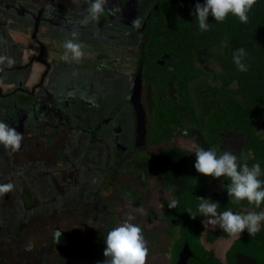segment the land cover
Listing matches in <instances>:
<instances>
[{
  "label": "flooded vegetation",
  "instance_id": "obj_1",
  "mask_svg": "<svg viewBox=\"0 0 264 264\" xmlns=\"http://www.w3.org/2000/svg\"><path fill=\"white\" fill-rule=\"evenodd\" d=\"M154 1L107 0L98 21L83 23L87 8L94 0H0V122L22 134L19 150L13 152L0 145V184L14 185L12 191L0 196V264H45L50 256L41 249L49 244L53 249H67L65 246L78 235L81 218L100 219L112 228L113 220L122 215L129 200L143 202L147 195L144 186H149L143 177L144 164H154L164 155V152L151 153L149 146L152 140L155 145L162 142L157 138L166 129L163 125L165 105L184 121V128H176L177 133L184 129L179 137L190 136L189 132L196 126L203 133L205 150L213 149L221 155L225 134L233 138L239 136L243 148L244 135L232 129L219 131L218 146L210 143L213 136L205 124L223 87L217 76L224 68L216 57L196 60L197 65L199 60L207 59H214L220 65L213 77L216 84L207 93L211 100L205 114L198 113L191 91V84L203 74L199 65L200 73L190 82L189 91L200 124L190 121V109L181 99L175 81L158 77L150 83L143 76L141 57L149 41L145 27L147 19L158 9ZM254 8L261 25L264 0H257ZM136 18L140 20L138 28L132 23ZM214 22L210 19V23ZM72 32L78 34L83 56L73 60L69 54L68 59H62L64 43L72 38ZM225 46L223 43V47L215 50L221 58ZM133 48L138 60L130 74L127 62ZM140 72L147 119L143 145H138V117L132 99L135 79ZM165 82L176 85V102L162 92L161 85ZM148 91L155 92L158 103L155 122L159 130L155 133L151 127L153 117L152 107L147 103ZM236 98L240 100L241 96L236 95ZM170 127L176 132L175 125ZM241 148L236 154L238 163ZM183 169L169 166L162 183L160 177L156 178L160 205L149 208L146 213L149 223L157 224L156 229L159 227L158 234L172 241L171 264H178L183 249L174 263L172 257L181 239L184 220L183 202L189 196L188 190L199 188L203 176L195 168ZM258 178L264 181V167ZM209 181L204 195L212 201L213 193H222L225 178L211 177ZM113 188L118 192L114 198ZM123 188L136 190L137 196L123 193ZM173 197L179 203L175 209H169L168 203ZM256 208L254 204L244 203L230 209L242 215L243 211L257 212ZM258 209V212L264 211V203ZM207 219L200 223L203 227L200 240L222 264H228L229 248L246 233L238 237L215 236L217 231L223 230L205 225ZM263 225L261 222V228ZM219 239L231 240L223 259L217 256L214 247L205 243L212 245ZM34 247L38 249L34 251ZM61 254L53 256L50 262L55 264ZM194 256L192 251L188 264Z\"/></svg>",
  "mask_w": 264,
  "mask_h": 264
},
{
  "label": "trees",
  "instance_id": "obj_2",
  "mask_svg": "<svg viewBox=\"0 0 264 264\" xmlns=\"http://www.w3.org/2000/svg\"><path fill=\"white\" fill-rule=\"evenodd\" d=\"M154 2L158 4V9L147 19L145 27V35L149 36V41L141 57L140 67L143 66V76L150 83L156 81L158 77L163 81H175L181 99L190 109L192 116L190 121L200 124V117L196 114L189 91L190 82L200 73L196 60L207 56L216 57L224 68L223 73L217 76L223 87L219 89L220 97L218 96L213 104L210 120L205 124L213 136L210 143L218 146L221 142L219 131L232 129L245 137L239 156L240 164L247 163L252 166L259 163L264 167V17L263 24L260 25V17L257 16V10L253 5L248 12L247 24L241 23L239 18L231 13L220 22L221 24L210 15L209 30L201 31L193 13L195 5L203 4L204 0ZM210 19L215 21L214 24L210 23ZM223 43L226 44V50L224 57L221 58L219 52L215 50L223 47ZM239 48H243L246 53L243 63L247 65V71L244 72L239 71L233 62V56ZM236 95L241 96L240 100ZM171 111L168 105L163 108L165 116L163 125L166 129L163 135L157 138L158 141H171L184 130L180 129L177 133L176 128L179 126L184 128L185 124L178 113L174 114ZM172 115H175L173 119L170 118ZM172 125H175L176 132L170 127ZM224 178L225 186L230 181L227 177ZM209 179L211 177L203 175L199 188L187 191L189 196L183 202L182 209L184 220L181 239L172 257L174 263L184 244L188 242L195 255L189 260V264H222L200 240L203 228L200 223L205 216L198 212L200 203L198 198H205L204 191L209 188ZM122 192L125 194L128 192L131 197L137 196L134 189L123 188ZM212 201L219 203L218 212L232 210L231 207L236 208L240 204L248 203L247 200L235 202L233 198L228 197L225 187L222 193H213ZM256 209L258 212L259 209ZM191 215L196 218L193 219ZM245 233L244 237L238 238L229 248L228 264H238L239 253L250 255L264 264V225L254 236H249L247 231ZM215 236L229 235L224 231H217Z\"/></svg>",
  "mask_w": 264,
  "mask_h": 264
},
{
  "label": "clouds",
  "instance_id": "obj_3",
  "mask_svg": "<svg viewBox=\"0 0 264 264\" xmlns=\"http://www.w3.org/2000/svg\"><path fill=\"white\" fill-rule=\"evenodd\" d=\"M107 0H94L87 8V15L83 23L98 21L100 15L105 10ZM257 0H204L203 4L197 3L193 15L198 21L199 29L207 31L210 28L208 18L211 15L219 23L223 22L229 13L238 17L239 21L247 24L248 12L252 9ZM135 27L140 26L139 18L132 21ZM78 34L71 33V39L64 43V55L62 59H68L69 54L73 60H78L83 56L81 45L77 42ZM243 48L237 49L233 56V62L241 72L247 71V65L243 63L245 56ZM22 134L15 128H10L4 122H0V145L5 149H11L15 152L20 149ZM195 153V170L214 179L227 177L230 181L224 186L228 197L233 198L235 202L247 200L249 204H254L257 208L264 203V181L258 177L261 175V166L259 163L251 167L247 163H238L235 154L225 151L222 155H217L213 149L205 150L203 148ZM14 185L11 183L0 184V196L12 191ZM198 212L200 215L209 217L210 223L218 225L229 236H241L247 231L249 236H254L261 230V222H264V211L248 212L245 215L235 214L231 210L218 213L220 206L218 202L202 197L198 198ZM179 201L171 198L168 203L169 209H175ZM193 219L196 216L191 215ZM131 219V218H130ZM106 247L103 251V264H146L148 248L142 229L139 225L131 222H125L111 229L106 238H104Z\"/></svg>",
  "mask_w": 264,
  "mask_h": 264
},
{
  "label": "rangeland",
  "instance_id": "obj_4",
  "mask_svg": "<svg viewBox=\"0 0 264 264\" xmlns=\"http://www.w3.org/2000/svg\"><path fill=\"white\" fill-rule=\"evenodd\" d=\"M137 60L138 57L136 56L135 49L133 48L132 51L130 49L127 62L129 68L128 72L130 74L133 70H135ZM198 65L203 70V74H201V76H199V78L191 84V91L192 96L195 99L196 105L198 107V113L201 115L202 113L205 114L208 111V105L210 103L211 97H209L207 93L211 89H213L216 84V81L213 79V77L214 74L220 70V65L214 59L199 60ZM161 86L162 92L168 94L170 99L173 102H176L178 99L176 85H174V83L167 84L165 82L164 84L162 83ZM153 92L148 91L147 103L150 107H152L151 115L153 117V120L151 121V127L153 130L152 132L155 133V131L159 130L158 128H156L157 122H155L157 117L156 107L158 103L155 92ZM189 133L190 136L179 137L177 135L174 136L171 141H163L157 145H155L153 140L151 141V146H149L151 153L154 152L156 155V153L158 152H164V155L158 158L154 162V164H147V162H145L144 164L145 173L143 172V177L144 179L146 177V181L149 186H147L146 184L144 186L145 195L146 193L147 195L144 197L143 202H140L139 200H129L128 206L125 207L123 210L124 213L122 212L121 216L113 220L112 228L108 227L107 224H104V222H101L100 219H97L96 221H87V218H81L79 220L80 230L78 232V235L75 236V241L70 242L71 244L69 246L66 245L67 243L65 244V247H67V249L64 250L59 247H55L53 249L50 244L46 248H42V246H40V248H42L41 251L50 256L48 260L49 263H46L52 264V262L50 261L53 256H60V251H62L63 254H61V257L58 258L57 261H55V264H103V261L105 259L103 256V251L106 247L104 243V238H106L107 233L111 229L125 222H131L144 228V233H142V235L144 236L148 248L146 264H171L170 252L172 241L170 240V238L168 239L165 235L158 234L159 227H157L156 229L157 224L149 223V221L147 220L148 216L146 213L148 210H150L149 208L154 207L155 205H160L158 204L159 194L158 187L155 186V180L156 178L160 177L159 181L160 183H162L164 180L165 173H169V166H172L173 169L176 170L181 168H184L183 170L195 168L194 163L196 157L194 152L204 147L203 133L200 128L196 126H193L192 130ZM230 135H224L225 143L223 148L221 149L222 154L225 151H229L236 155L242 146V140L237 135L235 138L231 137ZM156 169L160 170L158 171ZM147 170L148 173H146ZM157 172L160 173V175H158ZM135 179L133 180L135 181ZM214 188H216V186ZM111 194L114 198V196L118 195V192L115 188H113V192ZM246 212L248 211H243L242 215L247 214ZM70 220L65 221L70 222ZM67 224L68 223H65V225ZM205 225L212 226L214 228H220L218 225L210 223L209 217L205 221ZM230 241V239H219L215 241L212 245L208 244L205 241L204 242L207 244L208 247H214L217 256L223 259V255L228 249ZM36 248L37 247H34L33 250L36 251Z\"/></svg>",
  "mask_w": 264,
  "mask_h": 264
},
{
  "label": "water",
  "instance_id": "obj_5",
  "mask_svg": "<svg viewBox=\"0 0 264 264\" xmlns=\"http://www.w3.org/2000/svg\"><path fill=\"white\" fill-rule=\"evenodd\" d=\"M142 73H138L135 79V85L133 89V104L135 105L138 117V145L146 143V131H147V119L146 110L142 103ZM192 255V251L188 243H186L180 252L178 264H188V259ZM238 264H260L255 258L239 254L237 257Z\"/></svg>",
  "mask_w": 264,
  "mask_h": 264
}]
</instances>
